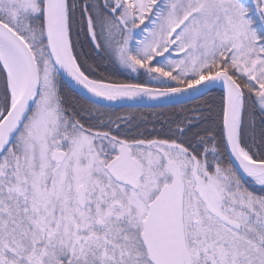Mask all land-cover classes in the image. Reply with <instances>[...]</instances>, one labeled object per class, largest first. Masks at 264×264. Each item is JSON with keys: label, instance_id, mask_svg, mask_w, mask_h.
Segmentation results:
<instances>
[{"label": "snow or ice", "instance_id": "1", "mask_svg": "<svg viewBox=\"0 0 264 264\" xmlns=\"http://www.w3.org/2000/svg\"><path fill=\"white\" fill-rule=\"evenodd\" d=\"M0 264H264V0H0Z\"/></svg>", "mask_w": 264, "mask_h": 264}, {"label": "trees", "instance_id": "2", "mask_svg": "<svg viewBox=\"0 0 264 264\" xmlns=\"http://www.w3.org/2000/svg\"><path fill=\"white\" fill-rule=\"evenodd\" d=\"M122 79L125 77H121ZM168 106L162 107H134V108H114V111L120 115L134 114L136 116H147L149 118V127H151L152 114L160 111H167Z\"/></svg>", "mask_w": 264, "mask_h": 264}, {"label": "water", "instance_id": "3", "mask_svg": "<svg viewBox=\"0 0 264 264\" xmlns=\"http://www.w3.org/2000/svg\"><path fill=\"white\" fill-rule=\"evenodd\" d=\"M162 107L167 106L163 104H158L156 102H144V103H134V102H128L122 106H116L114 108H134V107Z\"/></svg>", "mask_w": 264, "mask_h": 264}]
</instances>
